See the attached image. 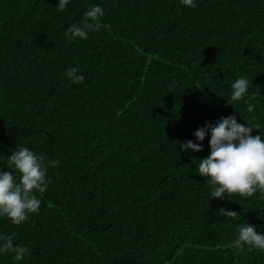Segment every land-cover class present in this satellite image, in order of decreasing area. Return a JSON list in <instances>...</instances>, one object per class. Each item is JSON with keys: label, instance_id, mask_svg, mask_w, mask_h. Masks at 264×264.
<instances>
[{"label": "trees", "instance_id": "obj_1", "mask_svg": "<svg viewBox=\"0 0 264 264\" xmlns=\"http://www.w3.org/2000/svg\"><path fill=\"white\" fill-rule=\"evenodd\" d=\"M195 3L0 0V168L20 147L60 162L37 214L0 217V237L28 249L0 264H264V251L231 246L242 224L264 234V196L210 197L198 173L210 132L202 151L180 149L232 115L264 138V0ZM93 5L99 30L66 37ZM241 77L247 96L231 102Z\"/></svg>", "mask_w": 264, "mask_h": 264}, {"label": "clouds", "instance_id": "obj_2", "mask_svg": "<svg viewBox=\"0 0 264 264\" xmlns=\"http://www.w3.org/2000/svg\"><path fill=\"white\" fill-rule=\"evenodd\" d=\"M69 3L70 0H58L57 9L64 11ZM181 3L196 7L195 0H181ZM104 15L102 7L91 6L85 12L82 23L69 27L65 36L72 40H87L89 32L99 30V21ZM66 75L73 84L83 83L85 79L76 67L68 69ZM249 84L246 78L237 79L231 85V102L243 100L247 96ZM254 109V104H248L246 111L253 113ZM259 127L258 124L237 123L235 115L221 117L215 125L206 123L194 133L199 143L188 140L180 144L183 152H200L203 150L202 142L210 132V155L199 160L198 173L207 178L206 182L212 189L211 198L233 202L234 196L250 198L257 191L264 196V138L252 135L254 131L258 133ZM59 163L27 147L12 152L8 157L10 171L0 168V217H6L13 225L21 226L37 214L42 203L37 193L48 190L51 183L47 178L48 168L56 167ZM11 169L19 175V180ZM218 213L233 220L240 218L237 212L225 208H220ZM231 246L237 250L235 255L243 252L246 246L264 251V234L247 223L242 224L238 228V238ZM27 253V247L14 245L12 236L0 237V254H14L16 261H22Z\"/></svg>", "mask_w": 264, "mask_h": 264}]
</instances>
